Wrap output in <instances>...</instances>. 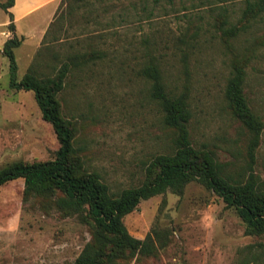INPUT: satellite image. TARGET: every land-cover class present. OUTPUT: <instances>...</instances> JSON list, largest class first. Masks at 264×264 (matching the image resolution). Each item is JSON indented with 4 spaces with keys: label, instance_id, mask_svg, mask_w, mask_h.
I'll return each mask as SVG.
<instances>
[{
    "label": "rangeland",
    "instance_id": "obj_1",
    "mask_svg": "<svg viewBox=\"0 0 264 264\" xmlns=\"http://www.w3.org/2000/svg\"><path fill=\"white\" fill-rule=\"evenodd\" d=\"M243 6L242 0H61L28 62L16 65L15 79L29 66L49 75L65 68L55 95L59 113L72 128L82 167L113 191L140 184L151 159L173 148L175 130L163 122L143 73L149 64L165 91L185 100L191 145L210 150L232 177L253 173L264 180V11L247 20ZM228 25L233 31L224 30ZM236 72L261 123L256 143L224 98ZM57 147L32 91L10 87L1 67L0 166L51 160ZM56 198L25 193L21 178L0 185V264L73 263L93 229L83 212L61 210ZM122 222L135 238L156 236L149 254L114 264H263L251 255L264 245V231L246 234L235 209L196 180L179 193L165 189L139 200Z\"/></svg>",
    "mask_w": 264,
    "mask_h": 264
},
{
    "label": "trees",
    "instance_id": "obj_2",
    "mask_svg": "<svg viewBox=\"0 0 264 264\" xmlns=\"http://www.w3.org/2000/svg\"><path fill=\"white\" fill-rule=\"evenodd\" d=\"M242 1V18L254 19L264 11V0ZM11 2L6 0L0 3V7L6 9ZM8 16L11 19L10 13ZM7 28L13 31L11 22ZM233 29L229 25L224 28L227 32ZM21 40V36L12 33L1 47V54L7 60L8 84L15 89L32 91L41 118L50 123L58 147L51 160L30 163L14 161L0 166V185L21 178L25 193L57 194L54 203L58 208L67 213H84L93 232L72 264H114L135 253L149 254L156 234L148 233L142 239L135 238L127 232L122 217L139 200L165 189L179 193L183 185L191 180H196L219 196L227 206H232L243 222L246 234L264 231V180L253 173L244 179L232 177L224 172L210 150L191 145L186 102L182 97L165 91L155 64L145 66L143 73L152 82L151 95L159 103L163 122L175 130L173 148L171 152L158 154L151 159L145 169V179L140 184L113 191L97 172L82 167L73 147L72 128L59 113L55 95L62 87L65 68L49 75L38 73L29 66L18 80L15 79L13 49ZM242 82L239 72L231 75L225 84L224 98L234 116L251 134L252 143H256L261 123L248 107ZM251 259L264 264V245L259 244L258 251L251 255Z\"/></svg>",
    "mask_w": 264,
    "mask_h": 264
},
{
    "label": "crops",
    "instance_id": "obj_3",
    "mask_svg": "<svg viewBox=\"0 0 264 264\" xmlns=\"http://www.w3.org/2000/svg\"><path fill=\"white\" fill-rule=\"evenodd\" d=\"M5 1L0 0V3ZM59 3L60 0H12L6 9L0 7V70L1 67L6 68L7 77V60L1 54L3 42L12 33L21 36L20 44L13 49L15 62L17 66L22 59L24 63L28 62L32 52L39 45ZM9 22L13 25L12 32L7 28Z\"/></svg>",
    "mask_w": 264,
    "mask_h": 264
}]
</instances>
